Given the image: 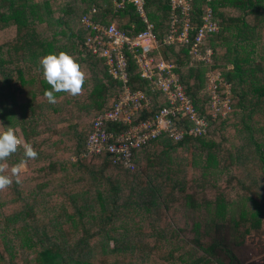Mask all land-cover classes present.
I'll return each mask as SVG.
<instances>
[{
    "label": "trees",
    "instance_id": "obj_1",
    "mask_svg": "<svg viewBox=\"0 0 264 264\" xmlns=\"http://www.w3.org/2000/svg\"><path fill=\"white\" fill-rule=\"evenodd\" d=\"M144 6L160 44L152 55L176 65L209 128L181 141L162 135L135 151L130 170L109 154L85 155L96 118L115 106L125 86L109 74L105 59L86 49L93 31L82 20L96 9V23L136 35L146 28L136 6L130 0H0V118L38 153L28 159L18 146L0 161L4 174L21 161L28 167L20 183L13 177L0 190V264H213L202 248L213 234L197 229L194 215L208 214L206 226L227 223L241 236L264 224V65L255 56L258 47L264 50V0H192L189 42L170 46L164 41L171 0ZM207 8L220 31L200 51L212 50L213 61L192 65ZM60 52L77 59L85 81L79 94L56 93L50 104L40 61ZM126 55L128 86L151 100L136 113V124L155 117L167 100ZM209 72L230 86L226 117L213 118ZM128 128L110 125L116 132Z\"/></svg>",
    "mask_w": 264,
    "mask_h": 264
},
{
    "label": "built area",
    "instance_id": "obj_2",
    "mask_svg": "<svg viewBox=\"0 0 264 264\" xmlns=\"http://www.w3.org/2000/svg\"><path fill=\"white\" fill-rule=\"evenodd\" d=\"M130 1L136 6L146 25L136 35L120 30L116 24L107 26L96 23L91 18L97 12L96 9L87 13L82 20L83 26L93 31V35L85 43L86 49L105 59L109 74L122 81L125 86L123 96L115 106L96 118L85 155L109 154L113 157L114 164L135 170L133 158L136 150L164 134L174 141H181L186 136L204 135L209 123L199 116L192 99L183 88L175 72L176 65L167 60L157 61L152 55L160 44L154 33L153 23L146 17L145 0ZM122 5L123 2L116 7L120 8ZM171 5L174 11L171 32L164 44L170 46L174 43H188L192 30V0H171ZM203 20L190 52L192 65L199 61H213V51L207 50L206 54H202L200 46L208 35L218 33L220 26L213 18L212 8L206 9ZM179 24L182 25L181 29ZM127 52L133 55L140 68L141 78L151 81L154 90L162 93L167 100V105L155 117L136 124L133 123L136 113L146 110L151 100L144 91H132L128 86ZM207 81L213 118L226 117L231 110L230 86L219 74L213 72L207 74ZM221 87L226 90L224 95L220 92ZM112 124L129 125V128L116 132L110 129Z\"/></svg>",
    "mask_w": 264,
    "mask_h": 264
},
{
    "label": "clouds",
    "instance_id": "obj_3",
    "mask_svg": "<svg viewBox=\"0 0 264 264\" xmlns=\"http://www.w3.org/2000/svg\"><path fill=\"white\" fill-rule=\"evenodd\" d=\"M43 68V76L50 89L46 90L44 95L48 103L55 104L57 102L56 93L65 92L70 95H77L82 90L85 81V73L77 59L66 52L59 54L51 53L43 57L40 61ZM18 146H22L24 156L28 159H35L38 153L33 149L32 145L24 142L18 134V130L12 126L4 127L0 130V161L16 153ZM24 161L14 165L11 168V174H4L0 168V190H3L15 182L20 183V172Z\"/></svg>",
    "mask_w": 264,
    "mask_h": 264
},
{
    "label": "rangeland",
    "instance_id": "obj_4",
    "mask_svg": "<svg viewBox=\"0 0 264 264\" xmlns=\"http://www.w3.org/2000/svg\"><path fill=\"white\" fill-rule=\"evenodd\" d=\"M231 14H235L234 10H231ZM262 47H258L255 56L257 62L264 65V50ZM38 83H40L39 77L35 80L36 85L34 88L36 91L41 89ZM0 130H4L1 118ZM21 170L27 171V165H23ZM194 216L193 220L197 229L203 228L205 232L209 231L213 234V238L206 236L202 245L204 252L213 264H264V224L253 234L241 236L227 223H217L212 227L210 225L206 226L205 222H207V219L209 220L208 214L207 216L201 214ZM155 262L156 264H164L157 259H155Z\"/></svg>",
    "mask_w": 264,
    "mask_h": 264
}]
</instances>
